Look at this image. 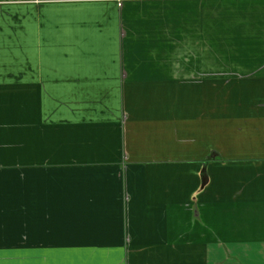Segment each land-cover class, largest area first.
<instances>
[{
	"label": "crops",
	"instance_id": "crops-1",
	"mask_svg": "<svg viewBox=\"0 0 264 264\" xmlns=\"http://www.w3.org/2000/svg\"><path fill=\"white\" fill-rule=\"evenodd\" d=\"M0 264H264V0H0Z\"/></svg>",
	"mask_w": 264,
	"mask_h": 264
}]
</instances>
